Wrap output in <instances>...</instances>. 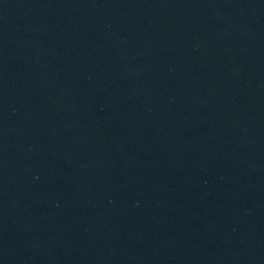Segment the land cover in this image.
Here are the masks:
<instances>
[{"label":"water","instance_id":"water-1","mask_svg":"<svg viewBox=\"0 0 264 264\" xmlns=\"http://www.w3.org/2000/svg\"><path fill=\"white\" fill-rule=\"evenodd\" d=\"M0 264H264V0H0Z\"/></svg>","mask_w":264,"mask_h":264}]
</instances>
